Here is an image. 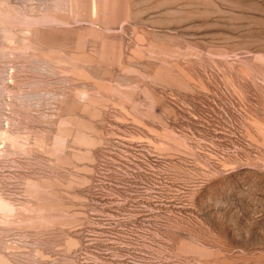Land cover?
Segmentation results:
<instances>
[{
    "label": "rangeland",
    "instance_id": "obj_1",
    "mask_svg": "<svg viewBox=\"0 0 264 264\" xmlns=\"http://www.w3.org/2000/svg\"><path fill=\"white\" fill-rule=\"evenodd\" d=\"M0 264H264V0H0Z\"/></svg>",
    "mask_w": 264,
    "mask_h": 264
}]
</instances>
